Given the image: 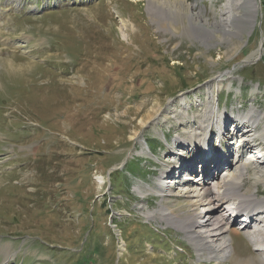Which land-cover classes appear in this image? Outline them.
Here are the masks:
<instances>
[{
    "label": "rangeland",
    "instance_id": "obj_1",
    "mask_svg": "<svg viewBox=\"0 0 264 264\" xmlns=\"http://www.w3.org/2000/svg\"><path fill=\"white\" fill-rule=\"evenodd\" d=\"M182 1L210 28L226 3ZM255 1L261 25L207 47L179 25L161 28L150 9L158 21L164 13L150 0H0V264H215L159 211L204 219L212 205L204 192L189 198L188 172L230 160L213 187L222 197V180L239 173L233 164L264 153V117L255 148L237 132L249 109L264 115V44L247 62L264 36V0ZM209 85L222 133L201 132ZM255 165L240 190L262 199ZM230 236L233 256L221 264H264L242 232Z\"/></svg>",
    "mask_w": 264,
    "mask_h": 264
},
{
    "label": "bare ground",
    "instance_id": "obj_2",
    "mask_svg": "<svg viewBox=\"0 0 264 264\" xmlns=\"http://www.w3.org/2000/svg\"><path fill=\"white\" fill-rule=\"evenodd\" d=\"M150 1L153 2L152 4L155 5L161 11V13H164L163 20L158 21V18H156L158 16H154L153 10L150 9V14L153 17V20L158 22L161 25V28L169 27L170 30H173L176 29L177 25H179L182 27L183 33H185L189 37L195 36V38H197L202 45L207 47L209 46L208 44L211 43L218 44V42L223 41V39H225L227 36L236 38L240 41L243 40L245 35L246 37L249 36L254 29V22H257V7L259 6V3L257 4L255 0H226L223 9L218 12L219 20L217 19L215 24L213 23L212 25L213 28H210L205 23H203V20L200 19V13L195 14L194 12L190 11L189 6H187L186 3L182 0H179L178 2V5L180 6L178 8V11L176 9L170 8L169 6V8L160 7V5H157L156 0ZM169 1L170 0H166L165 3ZM218 34L221 35L220 38L217 36ZM231 47L236 50L237 44L233 43ZM260 55L261 52L259 50L258 52L249 56L247 62L249 63L253 60L256 61L257 59H259ZM252 58L254 59L252 60ZM207 89L210 100L208 104L210 116L205 122L206 125L201 126V132L204 134L206 130L210 131L215 126L218 129V132L222 133L221 130L224 126V119L221 115H219V105H217V103L215 102H211L213 94L211 90L212 85L207 86ZM182 102L183 106H185V100H183ZM263 117L264 115H257L256 112L252 109H249V111L244 116L239 117L240 124L237 125V127H239L240 130L237 132H241L242 135L238 140L241 142L243 139L250 140L254 138L253 136L258 134L257 126L261 122ZM259 137L264 140V130L259 134ZM191 140L192 141L190 142L194 141L192 137ZM197 142L198 147H200L202 150H206L205 145L209 143V135H207L204 140H199ZM254 142L255 141L253 140L251 143ZM249 145L250 148H254L251 147V144ZM203 152L205 156L206 151ZM254 160H257V162L250 163ZM261 160L263 162H261ZM248 164H256L255 167L258 166V168L261 167L260 165H262L263 167L257 170H264V153H260L259 156H250L248 159L247 157L242 158L240 159L238 164H233L235 166H238L237 172L239 173L232 174V176H230V178H232L231 181L222 180V191L224 192L222 197L221 195L217 196V194L213 192V187H215V185L218 183H206V178L203 176L194 179H192V177L185 178L192 181L191 186L188 187L190 189L188 190L187 194H192V196H189V198H198L201 195L200 193L204 192L205 198L208 199L207 203L209 207L211 208V205H214V210L218 209L221 205V198L226 200L227 198L235 199L236 202H238L237 206H234L233 203L226 202L227 208L234 215L241 212L240 208H246L243 212L246 215V220L250 222L244 227L245 235L247 238H249V241L252 243L253 247H255V250L260 253L264 262V199H259L256 192L254 194L252 193V195H245L241 193L240 190L242 186L241 180L244 173L248 169ZM258 172L261 171H257L256 174H258ZM102 181L97 182L99 184H103ZM171 182H173L172 179L171 181H169L168 185H165L164 187L171 190L172 187L175 186L174 182V185H171ZM137 189L141 194L142 188L137 187ZM191 203H194V201H191ZM161 212L166 214H162ZM167 212L169 211L166 210V207L164 210L159 211V218L161 219V216H164L168 225L173 226V228L175 229L182 230L186 234V236L190 238V242H192L197 249L198 257H200L199 259H201V256H203L204 254L205 256H207L208 260H214L215 264H221L232 258L233 250L231 246V240H229V235L226 234V227H223L224 223L220 222V219H222L220 211L215 215H209L205 218L206 220L203 219L201 222L202 227H209V229L215 230V232L210 235L209 233H207V231L201 232L197 229L196 219L198 214L193 213L194 215L192 217L186 215L183 219L180 220L176 216H173L171 212ZM146 217L147 219L151 220L153 215L150 214ZM245 223L246 222H242V225H244ZM253 223L255 224L253 225Z\"/></svg>",
    "mask_w": 264,
    "mask_h": 264
},
{
    "label": "water",
    "instance_id": "obj_3",
    "mask_svg": "<svg viewBox=\"0 0 264 264\" xmlns=\"http://www.w3.org/2000/svg\"><path fill=\"white\" fill-rule=\"evenodd\" d=\"M256 3H257V1H255ZM258 4V3H257ZM257 17H258V19H259V15H260V18H261V14H260V12H258L259 10H260V3H259V6L257 7ZM261 22V21H260ZM259 22V24H258V20H257V22H254V26H253V28H255V26H256V24H258V25H261V23ZM263 44H264V36H262L261 37V41H260V45H259V50H260V52H261V55H262V49H263ZM120 259V257L118 256L117 257V261H116V264L118 263V260Z\"/></svg>",
    "mask_w": 264,
    "mask_h": 264
},
{
    "label": "trees",
    "instance_id": "obj_4",
    "mask_svg": "<svg viewBox=\"0 0 264 264\" xmlns=\"http://www.w3.org/2000/svg\"><path fill=\"white\" fill-rule=\"evenodd\" d=\"M248 47H251V46H248ZM251 80H253L252 78H250ZM260 82V81H259ZM260 85H261V83H260ZM111 184H112V187H113V180H112V177H111ZM107 204V203H106ZM106 206V205H105ZM115 224V223H114ZM53 246V245H52ZM116 258H117V256H116ZM116 258H115V260H116Z\"/></svg>",
    "mask_w": 264,
    "mask_h": 264
}]
</instances>
